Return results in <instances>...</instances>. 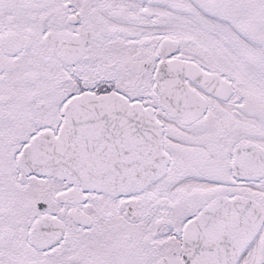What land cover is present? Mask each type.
<instances>
[{
    "label": "snow or ice",
    "instance_id": "obj_1",
    "mask_svg": "<svg viewBox=\"0 0 264 264\" xmlns=\"http://www.w3.org/2000/svg\"><path fill=\"white\" fill-rule=\"evenodd\" d=\"M0 264H264V0H0Z\"/></svg>",
    "mask_w": 264,
    "mask_h": 264
}]
</instances>
